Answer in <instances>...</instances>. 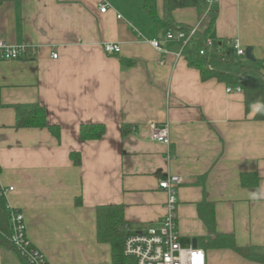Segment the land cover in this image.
Returning a JSON list of instances; mask_svg holds the SVG:
<instances>
[{
    "label": "crops",
    "instance_id": "crops-1",
    "mask_svg": "<svg viewBox=\"0 0 264 264\" xmlns=\"http://www.w3.org/2000/svg\"><path fill=\"white\" fill-rule=\"evenodd\" d=\"M146 1L161 16L162 0ZM97 2L0 4V39L28 50L24 59L0 61V191L12 189L0 203L22 213L26 238L47 264H111L109 245L96 236L95 207L121 205L131 231L157 226L166 200L158 182L177 175L181 247L196 240L206 264H264V121L254 118L260 102L245 110L242 93H227L216 79L201 81L144 12V0H107L106 13ZM215 5L209 39H237L264 64V0ZM171 18L195 28L202 17L187 7ZM105 43L120 52L106 54ZM32 103L45 109L58 140L46 128L14 126V106ZM95 123L105 127L102 138L81 141L79 126ZM121 125L130 126L124 137ZM150 125L166 126L169 144L152 140ZM70 152L80 155L78 166ZM242 173L254 174L257 185L242 186ZM202 200L213 205L216 233L232 235L262 261L198 245L207 236L196 207ZM0 264L20 262L0 247Z\"/></svg>",
    "mask_w": 264,
    "mask_h": 264
},
{
    "label": "trees",
    "instance_id": "trees-1",
    "mask_svg": "<svg viewBox=\"0 0 264 264\" xmlns=\"http://www.w3.org/2000/svg\"><path fill=\"white\" fill-rule=\"evenodd\" d=\"M18 0H0L3 2H16ZM195 8L198 16L202 17L197 28L183 44V40H169L177 43L180 54L186 64L199 72L200 80L216 79L226 86H239L244 97L245 110L252 103L260 102L261 106L255 114V119L264 121V64L260 60L248 61L240 64L237 70H230L234 55L225 44V40L216 41L221 43L222 52L217 55L209 49H205V42L209 39L214 20L217 14L215 3L209 8L204 0H162V14L158 16L155 8L144 0L142 9L150 17L153 24L164 31L176 34L181 32L189 36L193 28L175 24L171 18V12L179 8ZM205 13V14H204ZM203 50L202 55L199 52ZM221 58L224 61H221ZM124 61H121L123 64ZM130 63L127 64V66ZM14 126L16 128H46L52 136L59 139V129L48 124L45 109L39 104H20L14 106ZM121 136H126L130 131L129 125H121ZM105 133L103 124H81L79 126V139L81 141L99 140ZM69 158L75 166L80 164V155L70 152ZM257 177L254 174H241L242 186H256ZM80 204V200H75ZM197 214L207 230V236L197 239L198 245L205 250L230 249L242 258L250 261H262L261 255L253 253L248 248L237 247L232 235L216 233L214 229L213 205L205 200L197 204ZM96 236L99 242L106 243L110 247L111 264H134V261L123 253V242L127 235V224L124 221L123 207L121 205H100L95 207ZM9 210L5 204L0 203V247L14 252L15 249L10 241ZM20 264H28L23 258H18Z\"/></svg>",
    "mask_w": 264,
    "mask_h": 264
},
{
    "label": "built area",
    "instance_id": "built-area-1",
    "mask_svg": "<svg viewBox=\"0 0 264 264\" xmlns=\"http://www.w3.org/2000/svg\"><path fill=\"white\" fill-rule=\"evenodd\" d=\"M209 8L215 3V0H204ZM97 9L100 13H106L109 9L107 0H98ZM116 19H121L116 15ZM198 26V25H197ZM197 27L193 28L189 36L177 32L172 34L165 33L166 40H183V44L189 39L190 35ZM234 57H244L245 49L241 47L237 39L225 40ZM150 45L161 51L158 41L151 40ZM205 49H209L219 55L222 52L221 43L215 44L210 39L205 42ZM103 50L106 54H117L120 52V46L116 43H105ZM27 48L23 45H11L3 39H0V61H13L24 59L27 55ZM203 50L199 52L200 55ZM52 58H56L55 53H51ZM221 61H224L221 58ZM227 93H242L239 86H226ZM149 137L162 144H169L168 129L166 126H149ZM181 179L177 175H169L158 182V188L166 193L164 204V215L157 226H150L141 231H131L127 228V235L123 242V253L131 258L134 264H206L205 251L199 247L183 248L178 241L177 233V187ZM11 188L0 191L4 195ZM9 210L10 223V241L16 253L28 264H47L43 255L30 245L26 238L24 218L20 211Z\"/></svg>",
    "mask_w": 264,
    "mask_h": 264
},
{
    "label": "rangeland",
    "instance_id": "rangeland-1",
    "mask_svg": "<svg viewBox=\"0 0 264 264\" xmlns=\"http://www.w3.org/2000/svg\"><path fill=\"white\" fill-rule=\"evenodd\" d=\"M242 61V60H241ZM240 59L239 58H236L233 63L229 66L230 70H237L240 63H241ZM17 258H19L20 256L16 253V251L13 252ZM21 258V257H20ZM221 261H223V263H220V264H240V263H237L236 261H232V260H229V259H222ZM220 261V262H221Z\"/></svg>",
    "mask_w": 264,
    "mask_h": 264
},
{
    "label": "water",
    "instance_id": "water-1",
    "mask_svg": "<svg viewBox=\"0 0 264 264\" xmlns=\"http://www.w3.org/2000/svg\"><path fill=\"white\" fill-rule=\"evenodd\" d=\"M251 51H252V49L250 48V47H247L246 49H245V52H244V57H245V59L246 60H248V61H254L255 59L252 57V54H251ZM197 245H196V240H192V243H191V247H196Z\"/></svg>",
    "mask_w": 264,
    "mask_h": 264
}]
</instances>
